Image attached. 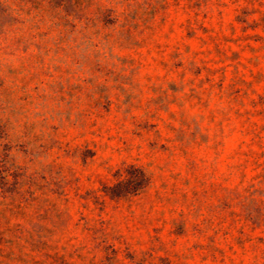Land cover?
I'll list each match as a JSON object with an SVG mask.
<instances>
[{
  "label": "rangeland",
  "instance_id": "obj_1",
  "mask_svg": "<svg viewBox=\"0 0 264 264\" xmlns=\"http://www.w3.org/2000/svg\"><path fill=\"white\" fill-rule=\"evenodd\" d=\"M0 264H264V0H0Z\"/></svg>",
  "mask_w": 264,
  "mask_h": 264
},
{
  "label": "trees",
  "instance_id": "obj_2",
  "mask_svg": "<svg viewBox=\"0 0 264 264\" xmlns=\"http://www.w3.org/2000/svg\"><path fill=\"white\" fill-rule=\"evenodd\" d=\"M149 182L150 178L143 168L131 165L123 178L111 186H106L104 190L112 198H123L141 192Z\"/></svg>",
  "mask_w": 264,
  "mask_h": 264
}]
</instances>
